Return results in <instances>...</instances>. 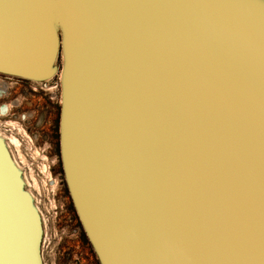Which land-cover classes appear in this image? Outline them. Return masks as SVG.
I'll return each mask as SVG.
<instances>
[{
	"label": "water",
	"instance_id": "obj_1",
	"mask_svg": "<svg viewBox=\"0 0 264 264\" xmlns=\"http://www.w3.org/2000/svg\"><path fill=\"white\" fill-rule=\"evenodd\" d=\"M61 53V163L99 263L264 264V0H0L1 74L45 82ZM22 188L0 139L7 230L42 264Z\"/></svg>",
	"mask_w": 264,
	"mask_h": 264
},
{
	"label": "rangeland",
	"instance_id": "obj_2",
	"mask_svg": "<svg viewBox=\"0 0 264 264\" xmlns=\"http://www.w3.org/2000/svg\"><path fill=\"white\" fill-rule=\"evenodd\" d=\"M59 36L61 35L58 33ZM45 82L0 73V139L42 224V264H100L66 185L59 145L62 53Z\"/></svg>",
	"mask_w": 264,
	"mask_h": 264
},
{
	"label": "snow or ice",
	"instance_id": "obj_3",
	"mask_svg": "<svg viewBox=\"0 0 264 264\" xmlns=\"http://www.w3.org/2000/svg\"><path fill=\"white\" fill-rule=\"evenodd\" d=\"M4 208L0 199V264H25L18 250L11 246L9 236L3 223Z\"/></svg>",
	"mask_w": 264,
	"mask_h": 264
},
{
	"label": "bare ground",
	"instance_id": "obj_4",
	"mask_svg": "<svg viewBox=\"0 0 264 264\" xmlns=\"http://www.w3.org/2000/svg\"><path fill=\"white\" fill-rule=\"evenodd\" d=\"M62 60H63V65H64V57H63V54H62ZM62 73H63V70H62ZM61 82H62V74H61ZM8 112L7 108L6 107H3L2 110H1V113L0 114H6ZM0 199H1V196H0ZM6 209L4 208V211ZM3 223H4V227H5V230L9 236V239H10V242H11V246L12 248L15 250V245L13 244L12 242V236L10 234V232L7 230L8 228H10V226L13 224L10 219H8L6 213L4 212V216H3ZM22 222L20 221L19 223V228L22 226ZM18 228V229H19ZM20 231V235H19V238H20V241L24 240L25 239V234H24V230L23 229H19ZM29 237H30V234L28 233L27 236H26V241H29ZM24 242V241H23ZM26 245V244H25ZM27 249V247H25ZM25 255L27 256V260H25V264H31L32 262V258L29 257L30 252L28 253V251L25 252ZM21 258L23 259L24 257L21 255ZM24 260V259H23ZM27 261V262H26Z\"/></svg>",
	"mask_w": 264,
	"mask_h": 264
}]
</instances>
